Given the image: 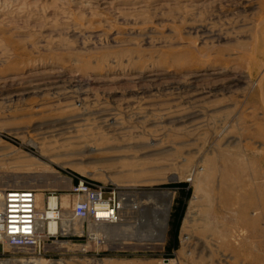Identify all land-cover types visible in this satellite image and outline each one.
<instances>
[{
  "label": "rangeland",
  "instance_id": "rangeland-1",
  "mask_svg": "<svg viewBox=\"0 0 264 264\" xmlns=\"http://www.w3.org/2000/svg\"><path fill=\"white\" fill-rule=\"evenodd\" d=\"M78 177L122 193L99 241ZM33 182L60 231L1 262L264 264V0H0V187ZM227 187L257 198L245 223Z\"/></svg>",
  "mask_w": 264,
  "mask_h": 264
},
{
  "label": "built area",
  "instance_id": "built-area-1",
  "mask_svg": "<svg viewBox=\"0 0 264 264\" xmlns=\"http://www.w3.org/2000/svg\"><path fill=\"white\" fill-rule=\"evenodd\" d=\"M61 191L46 190L42 203L36 189L0 187V256L31 260L46 252L47 243L58 234L51 227L60 222L61 204L58 198ZM68 191L74 195L73 212L77 218L108 223L119 218L123 198L117 186L78 177ZM53 198H56V204H51ZM42 207L45 217L38 214ZM41 220L45 221L42 231ZM4 243L10 247V253L2 246Z\"/></svg>",
  "mask_w": 264,
  "mask_h": 264
},
{
  "label": "bare ground",
  "instance_id": "bare-ground-1",
  "mask_svg": "<svg viewBox=\"0 0 264 264\" xmlns=\"http://www.w3.org/2000/svg\"><path fill=\"white\" fill-rule=\"evenodd\" d=\"M214 162V161H213ZM202 167V166H201ZM203 170L208 172L207 175H206V179L207 180H210L209 177L211 176L212 174V171L210 170L209 166L204 164L203 165ZM202 171V170H201ZM205 173V172H204ZM206 174V173H205ZM222 178L223 180H227L228 179V171L227 170H224L222 171ZM31 180H33L31 178ZM20 182V181H19ZM24 182V181H23ZM37 182V181H36ZM206 182V181H205ZM38 183V182H37ZM227 183V181H226ZM34 184L33 185V189H39V185H37L36 183H32ZM36 184V185H35ZM73 184V183H72ZM71 184V186H72ZM23 185L21 188H24L26 183L24 184H21ZM70 186V188H71ZM29 188V187H27ZM49 189H54L52 187H50ZM209 190V189H208ZM207 190V191H208ZM51 191H56V190H51ZM220 192V191H219ZM222 202L225 204L226 206V209L228 210V215L224 218V220L226 222H229V223H236V222H239V223H245L246 222V218H247V214H249L250 212V209L256 205L259 204L258 200L256 197H251V199H240L239 197H234L232 196V193L230 192V189L229 187L225 188V189H222ZM37 196H38V193H37ZM59 200V204H61L60 202V199L58 198ZM233 200V201H232ZM242 200V201H241ZM57 200L56 198H53L51 204H56ZM232 205V206H231ZM169 209V206L167 208V210ZM62 213V212H61ZM60 213V222H61V217H62V214ZM38 214L40 216H43L45 217V213H44V209L43 207L38 211ZM249 219V218H248ZM251 219V222L256 223L259 221L260 217L259 216H253ZM86 220H91V219H86ZM60 222L58 221L57 224H53V226L51 227V230L54 232V233H59L60 231ZM66 222L68 221H64V225L66 227H69V224H67ZM102 222V223H101ZM105 222V223H104ZM106 223H108L107 221H100V223H95L94 224H91V228H90V232H89V238L92 239V240H100V238L106 234L107 231L106 230V227L108 226ZM114 223V222H113ZM166 223V222H165ZM42 225V228H41V231L45 225V221L44 220H41V223ZM68 229V228H67ZM66 230V229H65ZM228 232V231H227ZM4 248L6 249H9L10 247L7 246L6 243H4L2 245ZM29 260V259H28ZM11 260H7V261H2L0 264H11ZM22 263H27V264H45V262L43 261H38V262H32V261H22Z\"/></svg>",
  "mask_w": 264,
  "mask_h": 264
},
{
  "label": "water",
  "instance_id": "water-1",
  "mask_svg": "<svg viewBox=\"0 0 264 264\" xmlns=\"http://www.w3.org/2000/svg\"><path fill=\"white\" fill-rule=\"evenodd\" d=\"M152 195L154 197L163 199L165 202V205H168L170 203L171 197H172V193L168 192V191H163V192H152ZM167 212V217H166V224H167V219L169 216V212H170V208L166 211Z\"/></svg>",
  "mask_w": 264,
  "mask_h": 264
},
{
  "label": "crops",
  "instance_id": "crops-1",
  "mask_svg": "<svg viewBox=\"0 0 264 264\" xmlns=\"http://www.w3.org/2000/svg\"><path fill=\"white\" fill-rule=\"evenodd\" d=\"M61 198H62V197H61ZM64 199H65L64 201H66L67 197H65ZM62 200H63V198H62Z\"/></svg>",
  "mask_w": 264,
  "mask_h": 264
}]
</instances>
